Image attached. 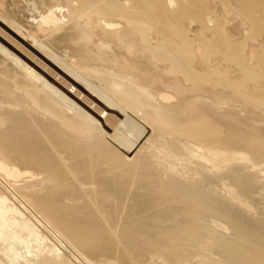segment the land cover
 I'll return each instance as SVG.
<instances>
[{
  "label": "bare ground",
  "instance_id": "6f19581e",
  "mask_svg": "<svg viewBox=\"0 0 264 264\" xmlns=\"http://www.w3.org/2000/svg\"><path fill=\"white\" fill-rule=\"evenodd\" d=\"M0 21V264H264V0Z\"/></svg>",
  "mask_w": 264,
  "mask_h": 264
},
{
  "label": "rangeland",
  "instance_id": "374dc122",
  "mask_svg": "<svg viewBox=\"0 0 264 264\" xmlns=\"http://www.w3.org/2000/svg\"><path fill=\"white\" fill-rule=\"evenodd\" d=\"M0 28L5 30L12 37H14V39H16L22 46H24L26 49L30 50L33 54H35L38 58H40V60L44 61L43 57L41 55H39V53L37 52L36 49H34L33 46H31L23 37H21L19 35L15 36L13 33H11V31H10L11 29L9 27H7L4 23H2L1 21H0ZM0 43L5 45L8 49H10V51L13 54H15L18 57H20L24 62H26L34 70L39 71V69L36 67L35 64L31 63L28 59H26L18 50H16L15 48L11 47L1 35H0ZM50 67H52V66H50Z\"/></svg>",
  "mask_w": 264,
  "mask_h": 264
}]
</instances>
